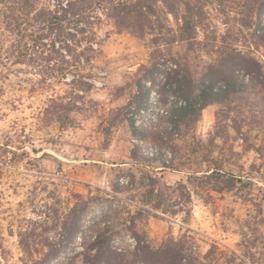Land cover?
<instances>
[{
  "label": "rangeland",
  "instance_id": "rangeland-1",
  "mask_svg": "<svg viewBox=\"0 0 264 264\" xmlns=\"http://www.w3.org/2000/svg\"><path fill=\"white\" fill-rule=\"evenodd\" d=\"M119 1L0 0V264H83L81 254L107 226L111 246L131 251L136 241L125 220L148 207L145 190H135L142 176H162L175 186L214 168L243 182L223 193L190 187L184 211L145 214L135 230L154 247L169 237L192 238L189 251L202 260L219 248L207 259L215 264H264V91L251 88L208 106L171 150L179 171L163 170L156 145L144 143L127 121L134 117L139 128L155 130L169 106L159 82L177 62L200 74L226 44L264 63L258 38L264 16L256 15L264 0H192L203 9L195 50L179 40L157 46L153 36L130 30L113 17L111 2ZM59 2H74L73 13ZM175 2L178 19L160 15L177 33L187 0ZM248 7L250 28L241 22ZM43 10L52 12L44 20L37 18ZM158 49L164 73L158 84L146 82L154 113H137L134 83ZM137 144L149 148L134 159ZM117 183L127 190L116 193ZM83 207L71 241L72 220Z\"/></svg>",
  "mask_w": 264,
  "mask_h": 264
},
{
  "label": "trees",
  "instance_id": "trees-1",
  "mask_svg": "<svg viewBox=\"0 0 264 264\" xmlns=\"http://www.w3.org/2000/svg\"><path fill=\"white\" fill-rule=\"evenodd\" d=\"M159 4L164 5L165 10L158 7ZM58 5H62L65 14L73 13L75 8L74 2H67L65 5L59 2ZM185 7L182 24H179L178 31L175 33L172 27H167L164 24L160 15L161 12L164 13L165 11L178 19L175 0L111 2L113 17L117 21L121 20L120 23H127L130 30L142 37L153 36V41L157 46L162 42L171 44L179 40L188 43L190 50H195L199 25L202 23L203 9L198 4L194 5L192 0H187ZM253 11L248 7V16L241 20L247 28L252 25L249 19ZM50 13L52 12L40 11L37 18L47 19L45 16L50 15ZM256 15L262 21L264 2L258 7ZM48 22L52 24L51 27L55 25L52 17ZM258 38L264 44V28L263 33ZM68 47V53H72V48ZM161 56L162 51L158 49L151 56V65L142 67L137 74L134 83L137 94L132 102L137 113L145 110L154 113L151 91L146 82L150 80L158 84L156 83L159 81L157 80L158 76L164 73L159 63ZM177 63L176 68L166 73L165 81L159 82L160 92L167 97L169 106L159 114L160 123L157 124L155 130L152 128L149 130L147 127L139 128L134 117L127 119L136 136H139L146 144L148 142V144L156 145L155 159L160 161L163 170L170 171H179L182 167L177 163V156L171 150L175 149L178 142L183 141L182 137H185L186 132L200 122L202 113L208 106L229 103L234 97L246 93L251 88H260L264 91V63L235 46L226 44L218 46L214 51V59L197 75L187 63ZM124 109L125 111H132L130 106ZM216 129V135H219L218 127ZM236 129L240 131V129ZM224 130L223 128L222 132ZM148 148L149 145H135L134 159H138L143 150ZM167 152H171V159L166 158ZM241 182L243 180L240 177L220 168L205 171L201 176L199 172H193L188 176L187 183L181 182L175 186L169 185L162 176L144 174L140 179L139 188L136 187L135 190H145L143 203L148 207L139 208L131 220H125L127 223L130 222L128 229L136 241L134 249L131 251L115 250L111 246L114 237L113 230L107 226L97 234L93 243L85 248L81 254L83 264H215L207 261V259L211 258L215 249L219 250V248L211 249L202 260L193 250L189 251L192 238L186 236L181 239L169 237L160 247H154L148 242L144 234L135 230L136 219L145 214L152 215L153 211H160L164 214H177L178 211H184V208L192 200L190 187L203 189L207 192L223 193L236 189ZM250 184V181L244 182V185ZM116 187V193L127 190L126 186L119 183L116 184ZM177 193L179 196L176 198ZM208 197L212 196L208 194ZM176 205L180 207L178 210L174 208ZM84 208L77 212L72 220L69 240H73L81 229ZM76 210L75 208L74 211Z\"/></svg>",
  "mask_w": 264,
  "mask_h": 264
}]
</instances>
